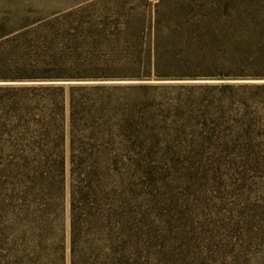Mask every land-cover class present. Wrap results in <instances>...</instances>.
I'll return each instance as SVG.
<instances>
[{
    "label": "trees",
    "instance_id": "trees-1",
    "mask_svg": "<svg viewBox=\"0 0 264 264\" xmlns=\"http://www.w3.org/2000/svg\"><path fill=\"white\" fill-rule=\"evenodd\" d=\"M13 26L0 81L33 83L0 85V264H65L68 162L71 264H136L153 86L52 82L264 80V0H84ZM200 87L225 142L255 150L264 83Z\"/></svg>",
    "mask_w": 264,
    "mask_h": 264
},
{
    "label": "rangeland",
    "instance_id": "rangeland-1",
    "mask_svg": "<svg viewBox=\"0 0 264 264\" xmlns=\"http://www.w3.org/2000/svg\"><path fill=\"white\" fill-rule=\"evenodd\" d=\"M83 1L0 0V24H7V29L22 27ZM19 13L27 17L10 21ZM31 83L0 81V85ZM52 83L153 86L148 92L149 113L141 124L150 154L137 175L145 223L136 264H264V120L255 132L256 149L249 151L244 144L225 142L223 137L233 125L215 123L200 101L205 98L200 87L204 84L264 80ZM237 113L227 115L232 120ZM1 165L0 202L12 188L2 177ZM65 202L55 238L63 240L65 264H71L69 162Z\"/></svg>",
    "mask_w": 264,
    "mask_h": 264
}]
</instances>
